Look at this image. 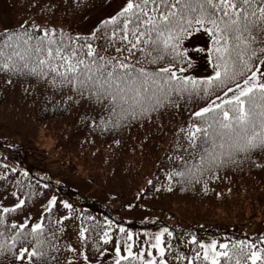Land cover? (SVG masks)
<instances>
[{"label": "snow or ice", "instance_id": "obj_1", "mask_svg": "<svg viewBox=\"0 0 264 264\" xmlns=\"http://www.w3.org/2000/svg\"><path fill=\"white\" fill-rule=\"evenodd\" d=\"M88 6L72 4L82 17ZM31 7L0 29L5 86L27 82L25 94L83 107L100 135L153 125L166 135L165 118L173 123L163 179H148L135 199L149 186L206 194L222 173L264 172V0H121L87 33L52 21L57 4ZM59 183L0 164V264H264V235L205 242L161 226L141 246L122 223L77 211Z\"/></svg>", "mask_w": 264, "mask_h": 264}, {"label": "trees", "instance_id": "obj_2", "mask_svg": "<svg viewBox=\"0 0 264 264\" xmlns=\"http://www.w3.org/2000/svg\"><path fill=\"white\" fill-rule=\"evenodd\" d=\"M9 1L12 15L11 24L7 26L18 25L39 10L31 7L37 0ZM109 1L89 0L83 17L80 12H74V0H39V3L59 5L55 15L49 18L66 31L76 33L83 23L96 15ZM7 26L0 20V29ZM26 86L27 82L15 88L7 87L0 78V125L26 138L41 133L50 136L55 140V152L64 165L74 170L82 168L93 183L120 201V206L116 207L69 184L59 183L56 190L60 197L75 201L77 211L83 210L101 222L107 216L134 232L168 226L177 235L192 233L198 239L215 238L221 242L225 237L254 239L264 235L246 233L247 227L264 215V172L222 173L219 180L209 185L206 194L200 185L187 191H181L176 186L171 193H155L149 186L144 197L137 200V192L146 186L148 179L154 175H160L163 179L158 165L169 147L173 123L165 118L166 135H162L155 125L134 128L130 133L115 137L92 133L82 122L83 107L75 111L57 108L59 97L54 98L50 93L38 89L25 94ZM1 137L0 164L15 165L19 170L28 171L31 176H38L37 170L44 171L29 161L33 151L31 148L29 150L24 144ZM116 139L120 140L119 145L114 142ZM43 177H51L52 184H56L57 180L52 174L44 173ZM0 191L3 189L0 188ZM129 203L135 207L129 208ZM141 209L149 212L148 219L126 217V214ZM151 214L154 217L150 219ZM162 215L168 219H162ZM181 247L188 246L184 244Z\"/></svg>", "mask_w": 264, "mask_h": 264}, {"label": "rangeland", "instance_id": "obj_3", "mask_svg": "<svg viewBox=\"0 0 264 264\" xmlns=\"http://www.w3.org/2000/svg\"><path fill=\"white\" fill-rule=\"evenodd\" d=\"M121 0H110L105 7H103L96 15L90 18L85 24L81 25L76 31L78 32H87L94 27L100 19L106 17V15L117 9ZM11 15L12 8L9 0H0V20L4 26L11 24ZM10 23V24H9ZM0 136H3L7 139H13L20 144H24L28 146L29 150L31 148L32 154L29 157V161L34 166H40L44 169L38 171L37 175L43 177L44 173H50L55 178V180L60 181V183L69 184L71 187L88 194L93 198L100 199L104 202L112 203L114 206H120V201L118 199H113V197L105 192L100 186L93 183L85 171L82 168L78 167L77 169L69 168L68 165H64L62 161H60V156L55 152V143L54 139L50 136L41 133L32 138L23 137L14 132V130L8 129L7 127L0 125ZM1 137V138H3ZM33 155V156H32ZM15 166V165H12ZM17 167V166H15ZM19 168V167H17ZM22 170V169H20ZM23 171V170H22ZM11 202V201H9ZM148 211L145 210H137L132 213L126 214L128 219H148ZM38 215V211L36 212ZM152 215V214H151ZM152 215L150 217L153 218ZM162 219H168L166 216L162 215ZM159 229V228H158ZM158 229L155 230H142V232H136L134 234H139L138 236H134V239H137L141 246L142 242L147 239V236L144 235L145 232L148 234H154ZM246 233L248 235H256L264 233V215L260 216L259 219H256L251 226L247 227ZM210 238L205 239V242H210Z\"/></svg>", "mask_w": 264, "mask_h": 264}]
</instances>
